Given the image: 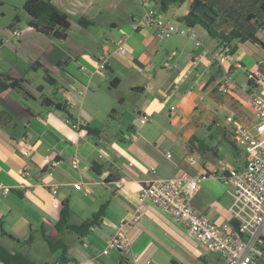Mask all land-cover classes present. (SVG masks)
Masks as SVG:
<instances>
[{"label": "crops", "instance_id": "crops-1", "mask_svg": "<svg viewBox=\"0 0 264 264\" xmlns=\"http://www.w3.org/2000/svg\"><path fill=\"white\" fill-rule=\"evenodd\" d=\"M263 1L250 0L255 6ZM23 2L16 0L17 11L7 16L0 0V112L5 119L0 121V183L11 189L0 195V244L26 254L36 264L56 263L60 249L51 251L47 246V252L37 245L45 230L48 237L65 242L64 262L73 264H216V252L205 250L170 214L140 201L137 193L155 178L204 174L191 201L193 208L218 224L231 218L232 185L222 164L234 169L245 166V150L235 143L233 130L237 124L255 122L246 89L251 76L264 69V48L235 43L232 71L246 76L247 85L235 82L239 90L225 94L220 88L222 68L212 58L217 42L195 27H188L194 37L158 39L154 26H138L143 13L139 0H52L69 16L70 29L79 27L86 36L60 49L28 25ZM185 12L186 7L167 20L177 21ZM255 16L264 23V13ZM82 17L91 20L90 25L102 22L108 28L106 35L98 33L104 36L98 55L89 52L94 48L92 41H86L90 25L81 26ZM14 28L20 35L3 41ZM259 33L264 41V33ZM119 44L127 53H109L105 67L113 72L109 76L98 63ZM39 68L55 72L57 78L48 81L55 86L53 96L44 93L45 85L34 87L25 77L28 70ZM119 70H134L138 77L129 82ZM11 78H22L20 87L32 97H21L20 90L9 87ZM111 81L115 88L126 83L138 96L128 101L115 94ZM42 96L66 104L70 116L44 105ZM28 99L38 100L39 105ZM113 109L114 114L130 118L122 129L106 120ZM141 114L151 120L139 125L136 139L130 141L128 132ZM68 118L78 127H72ZM22 138L32 146L29 156L20 152ZM188 155L195 162L189 163ZM94 162L101 166L100 173L91 168ZM118 181L124 187H117ZM102 203L106 207L101 220L83 236L60 233L55 227L64 207L69 208V222L77 224ZM137 208L144 214L133 221ZM117 233L129 240L128 251L112 248L104 253Z\"/></svg>", "mask_w": 264, "mask_h": 264}, {"label": "built area", "instance_id": "built-area-1", "mask_svg": "<svg viewBox=\"0 0 264 264\" xmlns=\"http://www.w3.org/2000/svg\"><path fill=\"white\" fill-rule=\"evenodd\" d=\"M150 1L139 0L143 7V13L138 18V26H154L158 39L185 33L194 37L191 29L185 31L177 27L173 21L165 19L161 11L150 5ZM262 32L264 33V25ZM18 35H20V30L14 28L11 34L9 33L3 38V41ZM112 52L123 55L127 53V50L122 44H119L113 51H108L99 61V69H105L106 58ZM212 58L223 71L220 82L221 91L229 94L239 90L231 76L235 60L233 53L221 48L213 52ZM193 62L195 63L196 60ZM246 95L254 107L255 122L252 125L237 124L233 130L235 143L245 150V166L243 169H234L222 164L226 171L224 177L232 185L230 191L232 201L228 208L231 218L228 221L218 224L193 208L191 201L201 180L205 177L204 174L155 178L142 186L137 193L140 201H148L170 214L205 250L220 253L228 264H251L262 255L260 244L264 241V69L251 76V83L246 89ZM227 119L231 121L232 117H227ZM150 120L149 115L141 114L137 123L128 132L129 140L134 141L137 137L138 126ZM67 122L71 123L74 128L78 127L70 119H67ZM21 142V154L29 156L32 146L26 143V138H22ZM186 160L189 163L195 162L191 155H188ZM27 169L28 165L26 164L20 171L22 177L26 176ZM117 187H124V184L118 181ZM75 188L80 189V184H75ZM10 191L9 186L0 183V195H6ZM143 214V210L137 208L132 220H141ZM233 221H236L238 225L233 226ZM129 245L126 236L117 233L108 241L103 252L107 253L112 248L127 252ZM55 264H60V262ZM61 264H73V262L66 261Z\"/></svg>", "mask_w": 264, "mask_h": 264}, {"label": "trees", "instance_id": "trees-1", "mask_svg": "<svg viewBox=\"0 0 264 264\" xmlns=\"http://www.w3.org/2000/svg\"><path fill=\"white\" fill-rule=\"evenodd\" d=\"M155 5L163 13L170 7H180L186 5V12L176 17L177 21L186 25L187 27H199L207 35L217 42L216 50L224 48L230 52L236 49L235 43H257L264 48V41L260 37L262 31V23L255 13H264V1L259 5H253L250 0H153ZM22 8L28 18V25L33 27L37 32L51 38L58 40H65L70 30L69 16L59 10L52 2V0H24ZM255 10V11H254ZM257 11V12H256ZM17 18L14 23H17ZM81 26H88L92 23L91 20L82 17L78 20ZM12 27V26H10ZM232 42L234 44H232ZM38 67L41 63L36 62ZM34 69V68H33ZM44 77L50 83H53L54 78L47 74L44 70ZM22 78H11L8 84L13 89L20 90L23 95L31 96V94L20 87ZM114 83L111 81L110 87ZM137 89V88H136ZM41 102L47 106H54L55 108L63 111L68 117L70 116L66 104H62L55 100L53 97L42 96ZM111 110L110 113H114ZM69 119V118H68ZM0 112V121L3 122ZM90 133L97 134L98 130L87 128ZM193 141L190 139L189 143ZM91 168L96 173H100L101 166L97 163H92ZM106 203H102L97 211L90 217L84 219L80 223L74 224L69 222L70 211L68 207H64L55 227L58 232L63 233L64 230L76 233L83 236L87 233L88 229L97 225L101 220ZM10 236V235H9ZM12 237V236H11ZM42 237L47 242L51 251L60 249L62 251L61 257L58 261L63 263L66 258L64 251L66 244L61 238H50L46 235L45 230H42ZM0 261L3 264H36L26 254L20 251H13L0 244ZM46 264H55L54 262Z\"/></svg>", "mask_w": 264, "mask_h": 264}, {"label": "rangeland", "instance_id": "rangeland-1", "mask_svg": "<svg viewBox=\"0 0 264 264\" xmlns=\"http://www.w3.org/2000/svg\"><path fill=\"white\" fill-rule=\"evenodd\" d=\"M4 2H5V4H4V6H2L3 7L2 10H4L6 12L7 16H10L14 12L17 11L16 8H15L16 0H4ZM150 5L153 6V7L154 6L157 7V9L159 10V7L157 5H155V4H153V5L150 4ZM185 7H186L185 4L181 5L180 7H170L165 13H163V17L165 19L172 18V13L173 12H175V11L178 12V13L184 12L185 11ZM128 10H129V8H128ZM171 21H173V23L177 27H179L181 29H184L185 31L189 30L186 25H184V24H182L180 22L174 21V20H171ZM195 29L197 31H199V32H204L199 27H195ZM88 30H89L88 31V33H89L88 38H90V39H86V41L87 42H88V40H89V42L92 41L93 46H94V48H92V47L90 48L89 52L92 55H98L97 51L100 50V48H98L99 47L98 44H99V42L104 41V39H103L104 36L101 37V34H100V36H98V33H104L103 35H106L107 31H108V28L105 27L102 22H99L96 26H93V25L88 26ZM174 35L188 36L187 33H185V34H173L172 36H174ZM68 37L69 38L65 39V40H58V39H52V40H54L56 47L60 49L61 47L64 48V47L68 46L70 43L78 41L80 38H86V36L81 33V29H79V27L78 28H74L73 27L72 29H70ZM210 40H211V38H210ZM119 71H120L119 73H122V75H124V77L127 80H129V82L136 80L137 77H138V73L136 71H134V70L129 72V73L128 72H124L123 73V70H122V72H121V70H119ZM104 72L105 73L107 72V74L109 76L113 74V72H111L109 70L106 71L105 69H104ZM47 74L52 76V77H54V78H57V76H56L54 71H48ZM43 76H44V72H43L42 68H39L38 70L30 69V70H28L25 73V77L28 79L29 83H31L34 87L36 85L40 84V83L45 85L46 89H45L44 93L49 95V96H53L52 92L54 91L55 86L50 84L47 80L45 81ZM231 76L233 77V79H235L234 81L239 86L246 87V85H247L246 76L244 77L239 72H234V71L231 72ZM110 88H111L110 90L112 92H114L115 94L116 93H120V94L124 95L128 99V101H132L134 98H136L138 96L137 92L129 91V88L126 86V83L124 85L123 84L120 85L118 88H115V87H110ZM48 89H50V90H48ZM20 94H21V97H24L22 95L23 94L22 92H20ZM28 101L32 105H35V106L39 105L38 100L36 102H33L32 100L28 99ZM110 112L108 114V118L106 119L109 123H116L117 125H121L120 126L121 129H122V126H126V123H128L130 118L128 119V118L125 117V115L119 116V115H116V114L110 113ZM117 130H119V129L114 128V131H117ZM40 240L41 241H39V243H37V245L41 244V246H45V248L47 249V252H48L47 242L44 241L43 239H40ZM260 249L262 251V255L260 257H258L257 259H255L251 264H264V241L260 244ZM216 255L219 256V259L215 260L216 264H228L227 261L225 260V258L220 253L216 252L215 258L217 257Z\"/></svg>", "mask_w": 264, "mask_h": 264}, {"label": "water", "instance_id": "water-1", "mask_svg": "<svg viewBox=\"0 0 264 264\" xmlns=\"http://www.w3.org/2000/svg\"><path fill=\"white\" fill-rule=\"evenodd\" d=\"M232 224H233V226H237V225H238V223H237L236 221H233ZM241 235H242V234L240 233V236H241Z\"/></svg>", "mask_w": 264, "mask_h": 264}]
</instances>
